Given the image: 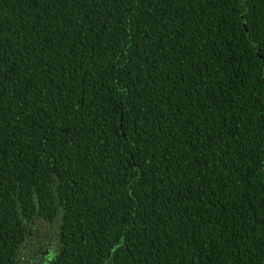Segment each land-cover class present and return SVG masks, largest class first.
Here are the masks:
<instances>
[{"label":"trees","instance_id":"16d2710c","mask_svg":"<svg viewBox=\"0 0 264 264\" xmlns=\"http://www.w3.org/2000/svg\"><path fill=\"white\" fill-rule=\"evenodd\" d=\"M0 264H264V0H0Z\"/></svg>","mask_w":264,"mask_h":264}]
</instances>
